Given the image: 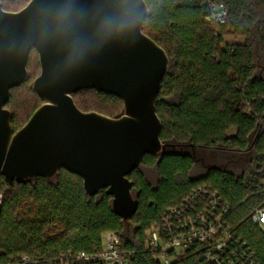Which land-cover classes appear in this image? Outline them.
<instances>
[{
	"label": "trees",
	"instance_id": "1",
	"mask_svg": "<svg viewBox=\"0 0 264 264\" xmlns=\"http://www.w3.org/2000/svg\"><path fill=\"white\" fill-rule=\"evenodd\" d=\"M20 1L2 0L3 10L19 11ZM212 1L224 5L223 25L207 21ZM144 2L148 14L142 31L169 60L155 100L166 149L158 156L145 155L128 176L138 200L136 213L123 221L104 190L86 196L82 179L65 170L51 180L35 178L25 184H6L0 175V264L22 257L29 264H101L78 256L99 253L109 232L116 234L130 264H162L145 246L146 231L159 227L168 209L199 188L216 193L229 206L223 221L264 264V232L251 221L253 212L264 208V0ZM229 36L243 41L228 44L224 38ZM32 53L36 51L29 58ZM29 58L27 77L10 90L5 106L14 132L43 104L31 85L39 103L31 114L17 123L10 107L15 93L29 83ZM88 92L116 103L121 111L84 108L75 97ZM72 98L82 112L111 118L123 113L120 99L94 90ZM204 249L196 244L169 264H209L202 258Z\"/></svg>",
	"mask_w": 264,
	"mask_h": 264
},
{
	"label": "water",
	"instance_id": "2",
	"mask_svg": "<svg viewBox=\"0 0 264 264\" xmlns=\"http://www.w3.org/2000/svg\"><path fill=\"white\" fill-rule=\"evenodd\" d=\"M144 0H30L17 12L0 0V175L6 184L53 179L60 170L82 179L86 196L101 190L128 221L137 211L128 176L145 155L165 153L155 100L169 60L142 27ZM35 50L40 74L32 90L43 104L14 132L5 108L23 84ZM114 96L123 113L82 112L72 95Z\"/></svg>",
	"mask_w": 264,
	"mask_h": 264
},
{
	"label": "built area",
	"instance_id": "3",
	"mask_svg": "<svg viewBox=\"0 0 264 264\" xmlns=\"http://www.w3.org/2000/svg\"><path fill=\"white\" fill-rule=\"evenodd\" d=\"M207 19L211 26L223 25L226 19L224 5L212 1ZM229 206L214 192L205 188L193 191L183 202L164 214L159 227L146 231L145 246L157 255L162 264L183 255L196 244L204 245L202 258L209 264H261L246 241L238 237L223 221ZM251 221L264 232V208L257 209ZM119 241L114 233L103 237L102 250L88 256L80 254V261L91 260L101 264H130L126 255L118 248ZM27 257L9 264H29Z\"/></svg>",
	"mask_w": 264,
	"mask_h": 264
},
{
	"label": "rangeland",
	"instance_id": "4",
	"mask_svg": "<svg viewBox=\"0 0 264 264\" xmlns=\"http://www.w3.org/2000/svg\"><path fill=\"white\" fill-rule=\"evenodd\" d=\"M28 0H22L19 2V5L16 9H23L27 4ZM19 10V11H20ZM224 41L228 44L231 43H240L243 41L242 38H236L233 36L225 37ZM29 72V83L26 84L23 88L19 89L14 95V101L11 104V109L14 110L17 123H22L32 112V109L39 105V103L34 101L32 97L31 85L36 77L39 76L40 67L38 63V57L36 53H32L29 58L28 65ZM75 101L82 104L84 108L98 109L101 111H106L110 114L119 113L122 108L117 106L116 103L103 101L99 99L96 94L92 92L82 93L75 97ZM82 109V108H81ZM230 133H234V130H231ZM150 174V172H148ZM150 180L153 182L155 178L150 174ZM2 201V195L0 194V204Z\"/></svg>",
	"mask_w": 264,
	"mask_h": 264
}]
</instances>
